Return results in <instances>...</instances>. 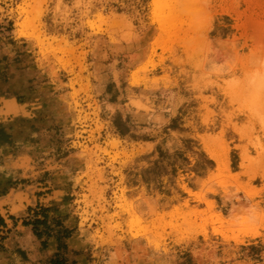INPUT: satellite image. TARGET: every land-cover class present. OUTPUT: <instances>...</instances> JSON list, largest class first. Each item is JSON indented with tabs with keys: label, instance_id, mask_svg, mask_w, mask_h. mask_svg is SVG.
I'll return each instance as SVG.
<instances>
[{
	"label": "rangeland",
	"instance_id": "374dc122",
	"mask_svg": "<svg viewBox=\"0 0 264 264\" xmlns=\"http://www.w3.org/2000/svg\"><path fill=\"white\" fill-rule=\"evenodd\" d=\"M0 264H264V0H0Z\"/></svg>",
	"mask_w": 264,
	"mask_h": 264
},
{
	"label": "bare ground",
	"instance_id": "6f19581e",
	"mask_svg": "<svg viewBox=\"0 0 264 264\" xmlns=\"http://www.w3.org/2000/svg\"><path fill=\"white\" fill-rule=\"evenodd\" d=\"M5 115H10V114H18L19 112V107L17 106V104L15 103L14 100H7L5 102Z\"/></svg>",
	"mask_w": 264,
	"mask_h": 264
},
{
	"label": "trees",
	"instance_id": "16d2710c",
	"mask_svg": "<svg viewBox=\"0 0 264 264\" xmlns=\"http://www.w3.org/2000/svg\"><path fill=\"white\" fill-rule=\"evenodd\" d=\"M37 236H38L39 238H41L43 235H42V234H37ZM46 236H47V237H51V236H54V234H53V233H46Z\"/></svg>",
	"mask_w": 264,
	"mask_h": 264
}]
</instances>
